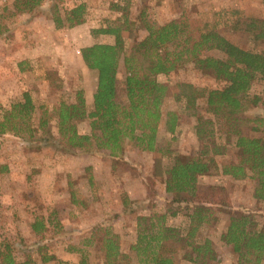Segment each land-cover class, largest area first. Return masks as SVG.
Segmentation results:
<instances>
[{"label":"rangeland","instance_id":"1","mask_svg":"<svg viewBox=\"0 0 264 264\" xmlns=\"http://www.w3.org/2000/svg\"><path fill=\"white\" fill-rule=\"evenodd\" d=\"M13 1L0 0V108H8L23 92H28L35 104V118L46 111L53 138L47 130L39 131L33 139L10 133L0 135V248L3 242H8L17 259L27 256L37 259L40 256L37 247L43 245L42 252L54 255L45 264H103L97 240L103 230L95 237L93 230L109 228L119 236L121 248L128 251L136 239L137 215L163 213L167 197L164 184L152 176L156 157L153 153L139 151L128 143L122 156L112 158L107 150L65 148L58 141L55 107L60 101L75 102L76 93L82 90L89 108L96 87V71L86 67L80 49L95 42L114 41L111 35H93L91 30L118 25L121 21L117 19L124 11L121 7H126L128 17L134 20L129 30L134 34L140 26L137 17L142 12L153 23L166 22L183 13L199 21H212L217 11L231 7L264 18V0H42L31 12L15 11ZM79 2L86 4L85 20L73 27H55L53 13L63 14ZM126 35L127 32L126 46L130 48L133 40ZM137 35L142 37L144 31L139 29ZM230 35L240 47L264 52V39L258 40L243 31ZM209 54L222 56L216 50ZM124 73L120 67L119 84ZM157 79L167 85L163 111H174L178 116V126L172 135L160 129L161 145L181 154H197L202 140L195 130L197 118L202 117L214 121L212 135L203 136V140L209 144L222 143L224 149L215 159L219 163L236 161L234 139H225L205 104L197 100L194 107H186L185 100L177 97L181 92L178 84L183 82L198 87H217L222 83L192 64L168 75L159 74ZM248 94L258 95L261 100L240 117L264 116V79L260 75L252 81ZM250 125L241 121L244 132L264 137L263 131L250 130ZM77 130L89 133L88 120L81 121ZM161 161L165 165L169 158L163 157ZM254 184L251 179H233L215 169L199 178L201 188L219 185L227 194L225 204L216 206L219 219L202 233V237L210 238L217 254L214 264H238L231 246L220 238L231 215L253 213L258 225L264 227V201L254 199ZM125 196L136 200L126 205L135 207V211L123 212ZM35 216H43L47 225L38 234L30 228ZM166 222L184 230L188 218L180 210L175 216H167ZM36 264H40L39 260Z\"/></svg>","mask_w":264,"mask_h":264},{"label":"trees","instance_id":"2","mask_svg":"<svg viewBox=\"0 0 264 264\" xmlns=\"http://www.w3.org/2000/svg\"><path fill=\"white\" fill-rule=\"evenodd\" d=\"M41 3L42 0H14L13 8L17 12H31ZM121 10L124 11L117 19L121 21L118 25L91 30L93 35L113 36L112 43L95 42L80 49L86 67L97 74L90 107L81 90L76 93L75 102L60 101L54 109L58 141L64 147L79 150L96 147L118 158L129 143L139 151L156 155L152 176L164 184L165 211L137 215L136 239L128 246V251L121 248L119 236L109 228L93 230L94 237L103 230V235L97 239L103 252V264H214L217 254L210 238L202 237V233L219 219L216 206L225 204L227 194L219 185L201 188L199 178L215 169L233 179H251L255 183L254 199L264 201V137L250 135L241 126V121L250 122V130L264 132V116L240 117L261 100L260 96H251L248 91L257 75L264 79V52L242 48L230 35L243 31L262 40L264 18L231 7L217 11L212 21H199L183 13L178 18L153 23L142 12L137 17L140 26L134 34L129 31L134 20L128 17L126 7ZM85 15L86 4L79 2L63 14L55 11L52 20L57 28L73 27L82 23ZM139 29L144 31L142 37L137 35ZM125 32L127 38L133 40L130 48L126 46ZM213 50L222 56L210 55ZM185 64H192L222 83L217 87H198L183 82L178 84L181 92L177 97L185 100L186 107H194L197 100L205 104L225 139H234L236 161L219 163L215 159L224 149L222 143L212 141L209 144L203 140V136L212 135L214 121L202 117L197 118L195 130L197 138L202 140L197 154H181L161 145L160 129L172 135L178 126V116L174 111H163L167 85L157 76L168 75ZM120 67L125 71L121 84L117 77ZM0 112V135L10 133L33 139L39 131L47 130L53 138L46 111L36 119L35 104L26 91L8 108H0ZM83 120L89 123L87 134L77 130ZM163 157L169 158L165 165L161 161ZM133 202L136 200L125 196L123 212L135 211V207H126ZM180 210H184L188 218L184 230L166 222L167 216H175ZM46 226L43 216H35L30 224L31 231L36 234L46 230ZM220 238L231 246L238 264H261L264 260V227L258 225L253 213L231 215ZM42 249L43 245L37 247L40 254L37 259L27 256L19 260L11 245L3 242L0 264H36L38 260L45 264L54 259V255Z\"/></svg>","mask_w":264,"mask_h":264},{"label":"crops","instance_id":"3","mask_svg":"<svg viewBox=\"0 0 264 264\" xmlns=\"http://www.w3.org/2000/svg\"><path fill=\"white\" fill-rule=\"evenodd\" d=\"M91 98H92V96H91Z\"/></svg>","mask_w":264,"mask_h":264}]
</instances>
